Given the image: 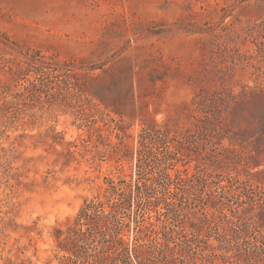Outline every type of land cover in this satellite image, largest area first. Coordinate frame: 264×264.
<instances>
[{
	"label": "rangeland",
	"instance_id": "1",
	"mask_svg": "<svg viewBox=\"0 0 264 264\" xmlns=\"http://www.w3.org/2000/svg\"><path fill=\"white\" fill-rule=\"evenodd\" d=\"M109 180L131 184L105 202L130 244L137 221L200 224L215 245L227 213L249 235L229 260L249 264L264 243V0H0V264H68L59 245ZM136 180L154 202L121 198Z\"/></svg>",
	"mask_w": 264,
	"mask_h": 264
},
{
	"label": "trees",
	"instance_id": "2",
	"mask_svg": "<svg viewBox=\"0 0 264 264\" xmlns=\"http://www.w3.org/2000/svg\"><path fill=\"white\" fill-rule=\"evenodd\" d=\"M143 131L145 133L148 132L146 129ZM140 136L142 139H145V135L142 133H140ZM170 178L169 176L168 179L170 180ZM186 180L190 181L191 178L188 177ZM140 181H135L132 193L129 190V192L126 191L127 193L121 196V198H127L125 200H128V204H130V200L133 198L136 200L142 198L144 202H154V199L150 200L148 195L142 194L150 185H147L145 180L141 181L142 183H139ZM119 183L109 180L107 187L104 188V199L97 198L94 202H87L81 208L75 225L67 231V235H65L59 246L68 253L67 255H63V257L70 264H83V261L90 264H118L119 260L124 262L123 259H119V255H124L128 262L133 257L138 261V264H220L219 259L221 256L228 257V259L224 257L227 259L225 261H228V264L238 263L234 258V260H229V258L236 255L234 246L240 245V241H247L249 235L246 233L247 231L241 233L235 229H230L229 227L235 220L229 217L227 213H224L226 222H222L224 229L221 234L223 237H220L218 234L215 237L217 240L215 245L209 242L210 237L207 235L208 233H200V224H198V228L182 232L168 225H162L157 229L153 227L154 224L152 223L145 225L137 221H135V228L137 230L134 232V240L130 244L125 239L122 231L126 223L121 221L113 226L110 220V217L118 218V214H124L122 217H127V215L124 211H119L120 208H116V205H118L117 201H113L114 204L111 202L108 205L110 209H106L105 205V202L111 200L107 195H113L118 188H121L120 191H125V189L131 186L130 182L123 181V186L118 187ZM172 197L173 203H176L175 201L178 199L177 195L174 194ZM163 213L166 215V220L162 219L161 222L166 223L167 220H170V223L174 225L173 219L176 218V211L174 210V215L171 214V216L167 214V211ZM232 216L235 215L232 214ZM257 216L261 219L259 222L260 226L264 228V210L259 211ZM211 217L213 223L218 222L214 220L216 218L214 211L211 212ZM197 223L192 222V224ZM82 225H85V228ZM146 230H149V233L153 234V236L146 233ZM231 230L233 231L231 232ZM175 234L178 235L175 236ZM146 238L149 240L148 242H145ZM255 242L253 246L255 249L250 250L246 248L243 250V259L249 264L264 262V243L261 240H255ZM145 245L153 248L157 252V255L150 250L144 249ZM88 249L96 253L92 261L88 260V256L91 255ZM215 249L219 250L220 253L215 252ZM223 252L229 253L230 256ZM80 258H84V260L81 261Z\"/></svg>",
	"mask_w": 264,
	"mask_h": 264
}]
</instances>
